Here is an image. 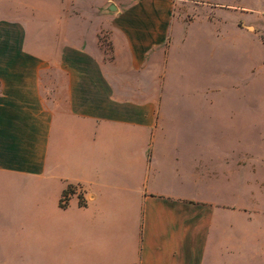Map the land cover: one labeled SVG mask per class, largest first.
Returning a JSON list of instances; mask_svg holds the SVG:
<instances>
[{"label":"crops","instance_id":"0c3cea01","mask_svg":"<svg viewBox=\"0 0 264 264\" xmlns=\"http://www.w3.org/2000/svg\"><path fill=\"white\" fill-rule=\"evenodd\" d=\"M261 4L72 1L50 54L5 11L0 264H264Z\"/></svg>","mask_w":264,"mask_h":264},{"label":"rangeland","instance_id":"374dc122","mask_svg":"<svg viewBox=\"0 0 264 264\" xmlns=\"http://www.w3.org/2000/svg\"><path fill=\"white\" fill-rule=\"evenodd\" d=\"M78 0H0V29L3 32L4 29V13L8 14L12 18V32L24 33L27 40L20 44V49L24 51H36L38 49L42 50L43 54L52 53L55 48H57L56 43L54 44L56 29L57 27L53 24V13L56 9H60V14L64 7L68 8V3ZM124 4L132 0H122ZM246 3H254L255 0H244ZM262 1L261 7H259V12L262 14L263 20V33H264V0ZM6 2V3H5ZM62 3H65L63 5ZM26 22V24L20 25V22ZM49 21V23L44 24ZM19 23V24H18ZM21 31V32H20ZM104 39V37H101ZM54 45V46H53ZM56 45V46H55ZM14 48V46H13ZM39 50V51H40ZM255 69L264 68L261 65H255ZM64 77L61 73L57 72L56 68L49 67L42 71L41 73V91L42 96L45 101V105L48 108H52L55 102H58V95L60 96V103L64 104L65 100V89ZM1 86V83H0ZM56 89V90H55ZM53 92L57 94L54 95ZM264 96V91L259 93V91H253V97Z\"/></svg>","mask_w":264,"mask_h":264},{"label":"trees","instance_id":"16d2710c","mask_svg":"<svg viewBox=\"0 0 264 264\" xmlns=\"http://www.w3.org/2000/svg\"><path fill=\"white\" fill-rule=\"evenodd\" d=\"M71 190H72V188L69 189V191H71Z\"/></svg>","mask_w":264,"mask_h":264}]
</instances>
